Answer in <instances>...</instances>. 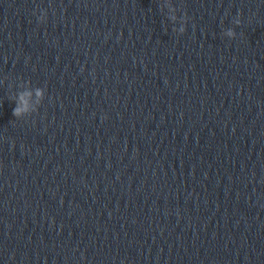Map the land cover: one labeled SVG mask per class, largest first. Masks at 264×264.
<instances>
[{
	"label": "clouds",
	"instance_id": "clouds-1",
	"mask_svg": "<svg viewBox=\"0 0 264 264\" xmlns=\"http://www.w3.org/2000/svg\"><path fill=\"white\" fill-rule=\"evenodd\" d=\"M234 23L239 25L240 20L236 19ZM226 35L234 38L236 36V32L232 29H228L226 30ZM20 89L21 90L18 91L14 97L15 107L13 109V115L16 119H23L27 116H30L33 112L37 111L38 109H33L31 106L33 91L37 96H40L42 94L39 87L33 90L30 86L28 88H24L21 86Z\"/></svg>",
	"mask_w": 264,
	"mask_h": 264
}]
</instances>
